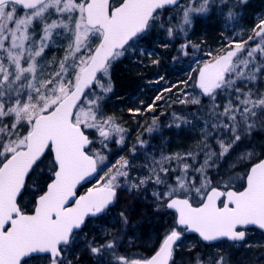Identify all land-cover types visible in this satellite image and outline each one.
<instances>
[{
	"label": "snow or ice",
	"instance_id": "snow-or-ice-1",
	"mask_svg": "<svg viewBox=\"0 0 264 264\" xmlns=\"http://www.w3.org/2000/svg\"><path fill=\"white\" fill-rule=\"evenodd\" d=\"M246 4L0 0V264H30L38 256L48 264H73L65 252L89 221L103 219L122 189L131 194L150 184L156 186L151 194L155 210L171 216L157 246L149 255L122 249L120 235L105 229V239L87 245L96 264H177L181 248L187 253L182 264H244L243 257L232 259L230 249L252 247L246 242L248 226L264 230V138L257 139L264 133V91L248 87L264 78V17L246 39L222 34V49L204 53L209 59L198 69V88L210 106L201 125L202 162L200 153L191 152L187 159L151 157L140 166L147 171L134 177L136 153L148 143L144 133L161 127L154 115L130 158L107 164L112 145L123 146L127 132L105 116L102 106L112 91V67L135 54L149 33H163L169 41L183 36L177 51L188 57L202 51L188 39L195 18L215 10L227 24L238 19ZM58 41L67 42L66 55L59 70L42 79L46 50L63 46ZM221 96L222 105L217 102ZM162 98L154 97L147 110L154 112ZM173 103L205 109L201 98L186 92ZM167 115L172 116L167 126L177 128L199 118L196 113ZM98 170L104 172L103 183L79 195L77 185ZM29 183L36 193L30 211L20 203ZM120 222L125 228L129 224L124 212ZM187 233L198 234V241L184 244Z\"/></svg>",
	"mask_w": 264,
	"mask_h": 264
},
{
	"label": "rangeland",
	"instance_id": "rangeland-1",
	"mask_svg": "<svg viewBox=\"0 0 264 264\" xmlns=\"http://www.w3.org/2000/svg\"><path fill=\"white\" fill-rule=\"evenodd\" d=\"M250 2L253 3V1L247 0V4L240 7L239 17L237 20L227 24L225 22V18L219 15V13L215 10L209 15L200 16L204 19H214L218 21V25L221 28V31L219 33L217 45L208 46L206 44L204 45L203 43H199L202 51L194 56L190 54L188 55V57H185L186 65L181 67L182 72L178 77L174 76L173 79L168 80L167 78H164L162 75H160L159 77L149 79V81L147 80L146 84L149 85L150 91L146 92L144 97L142 96L140 99H137L138 102L135 107L131 109L132 111H125V109H123V119V116L118 117V114L115 112L112 113V115H108L109 113L105 115L106 117H112L114 121L121 127L125 128L127 132L125 144L123 146L112 145L111 151L107 156V164H115L120 156L130 158V149L134 144L137 143V137L141 133H144V129L152 123L154 115L159 117L158 122L160 123L161 127L159 131L153 134L144 133L143 139L148 143L146 148L139 149L136 153L134 162L137 165V168L132 172V175L134 177L138 174L143 175L144 172L147 171V169H144L140 166L145 163L146 160L150 162L151 157H155L157 160H159L161 155L173 157H176L178 155L183 159H187L185 154L191 152L193 154L200 153L198 161L202 162L203 153L200 151V144L202 141L201 125L203 123V119L207 118L206 110L210 105L209 99L207 97H202L200 91L196 90L195 88L196 75L199 67H202L203 62H206L209 59L204 55V53H207L209 51L215 53L222 49V45L224 44L222 34L224 37L246 39L255 23L261 17H264V11H261L259 15H255L253 18H251L249 22H247L248 20L246 21L245 9L248 7ZM37 31H39V25H37ZM165 37L166 36L160 32L149 33L146 39L138 42L136 53L132 54L130 52L125 57H127V60L131 64L144 66V68H147L150 65L158 66L159 63H161V58H159V55L155 56L149 49V46L158 48L157 46H160V44L163 43L162 41L165 40ZM58 44H63V46H53L52 48L46 50L47 66L44 68L43 75L41 77L42 79L48 78L51 73L59 70V61L66 55L65 47L67 42L58 41ZM140 49L145 50L143 54L139 51ZM149 53H151V55H149ZM194 57H199V63L194 62ZM153 60H158L159 63L153 64ZM172 66L174 67V70L175 68H177V64H172ZM187 69L188 72L186 71ZM160 77H163L164 79L160 80ZM157 86L159 87V89L157 88ZM240 86L245 87L243 84H241ZM248 87H252L254 91L257 89H259L260 91H264V78L254 82L251 85H248ZM168 88H171V91H164V89ZM145 91L146 90H144V92ZM185 92L189 94V97L195 96L201 98L202 104L205 106V109L200 110V107L196 106L197 109L195 111L189 110V114L196 113L197 117H199L198 119H193L192 124L190 125H183L179 128L168 127L167 125L172 120V116L167 115L168 113L176 112L183 114L181 112H178L177 108H174L175 106H195L191 104L182 105L177 103L176 105H174L175 103H173V101L182 96ZM157 95H161L163 98L155 102L154 112L148 111L147 106L153 103L154 97H156ZM173 97H175L176 99H174ZM217 102L221 105L224 104L226 102L224 96L219 97ZM136 109H141V111L137 112L135 111ZM126 114H132V116H128ZM137 114H139V116H137ZM125 115L127 117H125ZM137 117L142 118V120L140 121V119ZM168 130H170V132L172 131L174 135L171 139ZM178 134L182 135L181 139H175ZM261 138H264V133L257 134V139ZM188 162L191 163L192 161L189 160ZM224 163L226 165L227 163H229V161H225ZM105 171H107V169H105ZM240 171L243 172L244 169H241ZM104 178V172H99L98 177L95 179L92 185L96 186L98 185V183H103ZM241 185L242 181L236 184L237 188H239ZM33 186L34 188L32 190L35 191V184ZM155 188V185L150 184L147 186L146 190L142 192H132L131 194L127 190L122 189L121 191H124L125 195H120L119 206H124L126 203L124 201H127V199L132 201L135 200L133 204H135L136 200L139 201L137 204L140 206V208L137 207V212L139 210H142V212H144V216H142L143 219L138 222L136 214H131L133 213V211L130 212L124 210L122 207L117 209L114 206V212L105 213L103 219H98L97 222L90 223L86 231H82L80 234H78L79 238L76 239L71 247L65 252V256L71 259L73 262L79 260L80 264H96V258L91 256V254L88 252L87 245L93 239H96L97 241L105 239V229L110 230L113 235H120V243L122 245V249L131 248L133 252L141 253L144 255H147L149 252H151V250L157 246V240L160 234L164 231L163 226L171 220L170 215H165L155 210V203L151 195ZM34 191L27 192V202L30 201L29 198L36 196V193ZM135 197H137V199H135ZM121 212H124L129 219V224L126 228L120 222ZM190 243H192V241L184 242V244ZM186 259L187 253L183 248H181L176 259L177 264H182V261H186ZM30 264H48V262L45 258H40L30 261Z\"/></svg>",
	"mask_w": 264,
	"mask_h": 264
},
{
	"label": "trees",
	"instance_id": "trees-1",
	"mask_svg": "<svg viewBox=\"0 0 264 264\" xmlns=\"http://www.w3.org/2000/svg\"><path fill=\"white\" fill-rule=\"evenodd\" d=\"M253 3H249L248 7L245 9V16H254L259 15L261 11H264V0H251ZM245 19V18H244ZM218 21L214 19H204L201 17H197L194 20V26L192 27L191 31L189 32L188 39H190L194 44L203 43L204 45H210L214 46L217 45V40L219 37V33L221 31V28L218 25ZM184 40L183 36H177L174 37L171 41L168 40L167 37H165V40H161L163 43H168L169 47L164 48L162 47V44L160 46H157L158 48H155L154 46H149V49L152 51V53L155 56L159 55V58L161 63H159L158 66L150 65L149 67L144 66H137L134 64H131L127 57L121 58L118 62L114 64V66L111 69V84H112V91L105 96L103 101V112L105 115H112V113H117L118 117L123 116L125 111H130V109L134 108L137 104V99H140L142 96H145L146 92H149V85L146 84V81L149 79H153L156 77H159L162 75L164 78H167L168 80L173 79L174 76H179L181 74V67L186 65L185 61L186 58L184 56H181L178 54V46L181 41ZM153 43V42H151ZM158 43V42H157ZM157 45V44H153ZM192 54V56L199 54V53H192L189 52V55ZM175 58V59H174ZM172 64H177V68L172 66ZM175 66V65H174ZM180 68V69H179ZM179 69V70H178ZM188 72V69L186 70ZM174 81V80H173ZM159 89V87L157 86ZM144 90H146L144 92ZM174 108H177L178 112L181 113H189V110H196V106L191 107H182V106H176ZM188 110V111H187ZM118 111V112H116ZM187 111V112H186ZM123 113V114H122ZM128 116H132V114H126ZM125 115V117H127ZM139 116V114H137ZM124 116L122 117V119ZM142 120V118L137 117ZM170 139L172 138L173 133L172 131L168 130ZM176 137V136H175ZM182 135L178 134L175 139H181ZM36 180V177H33V181ZM34 183H29L28 188L25 191V194L23 198L21 199L20 203L26 207L27 210H31L32 208V201L35 198L31 197L29 198L30 201H26V195L28 191H34L32 190L34 188ZM35 192V191H34ZM120 195H125L124 191H120L118 195V200L115 202V208L119 209L122 207L124 210L127 211H133L131 214H136L138 222H140L141 219H143L142 216H144V212L142 210H138L140 206L135 202L133 204L132 200L127 199L124 202V206L120 205ZM137 201V200H136ZM138 207V208H137ZM115 208H113L115 210ZM113 210V211H114ZM148 227V226H146ZM144 229V227H143ZM148 229V228H147ZM78 262V263H77ZM73 264H80L79 260L73 262ZM85 264V263H83Z\"/></svg>",
	"mask_w": 264,
	"mask_h": 264
},
{
	"label": "flooded vegetation",
	"instance_id": "flooded-vegetation-1",
	"mask_svg": "<svg viewBox=\"0 0 264 264\" xmlns=\"http://www.w3.org/2000/svg\"><path fill=\"white\" fill-rule=\"evenodd\" d=\"M173 98L176 99L175 97ZM174 105H176V103ZM82 192H83V189H81V194ZM92 222H97V220H94ZM187 236L188 238H190L192 243H195L196 241H198L197 237L194 235L189 234ZM246 242L250 243L252 247L251 248L241 247L239 251H237L236 249H230L233 254L232 259L236 261L238 257H243L244 264H253V263L264 264V234L253 228L248 229ZM221 244L226 248V250H228V245L226 241H222ZM177 256L178 255H176V259H177Z\"/></svg>",
	"mask_w": 264,
	"mask_h": 264
},
{
	"label": "water",
	"instance_id": "water-1",
	"mask_svg": "<svg viewBox=\"0 0 264 264\" xmlns=\"http://www.w3.org/2000/svg\"><path fill=\"white\" fill-rule=\"evenodd\" d=\"M110 2H111V0H110ZM196 88H198V75H197V79H196ZM99 174V171L97 172V173H94L93 174V176L92 177H88V178H86L84 181H81V184H79V185H77V193H78V191H79V189L82 187V186H86V185H89L90 183H92L94 180H95V178H96V176ZM84 194V193H83ZM82 194V195H83ZM112 206V205H111ZM110 206V207H111ZM248 228H256V229H258L259 231H261V232H263L264 233V230H261V229H259L257 226H248ZM187 234H194V235H197L198 236V234H195V233H187Z\"/></svg>",
	"mask_w": 264,
	"mask_h": 264
},
{
	"label": "bare ground",
	"instance_id": "bare-ground-1",
	"mask_svg": "<svg viewBox=\"0 0 264 264\" xmlns=\"http://www.w3.org/2000/svg\"><path fill=\"white\" fill-rule=\"evenodd\" d=\"M254 16H255V15H254ZM254 16H249V15H247V16H246V21L248 20L247 22H249V21L251 20V18H253ZM181 138H182V137H181ZM136 202L138 203L139 201H136ZM149 211H150V210H149Z\"/></svg>",
	"mask_w": 264,
	"mask_h": 264
}]
</instances>
